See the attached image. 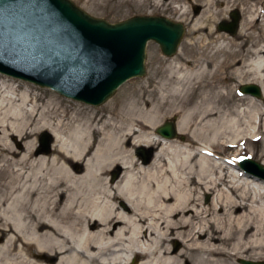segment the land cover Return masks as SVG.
I'll list each match as a JSON object with an SVG mask.
<instances>
[{"label":"bare ground","instance_id":"obj_1","mask_svg":"<svg viewBox=\"0 0 264 264\" xmlns=\"http://www.w3.org/2000/svg\"><path fill=\"white\" fill-rule=\"evenodd\" d=\"M261 20L242 25L238 44L211 31L209 55L104 115L44 108L0 81V264L264 262V181L231 172L224 155L264 142L263 108L253 96L242 108L229 85L249 80L264 101V24L249 32ZM173 113L187 144L153 131Z\"/></svg>","mask_w":264,"mask_h":264},{"label":"water","instance_id":"obj_2","mask_svg":"<svg viewBox=\"0 0 264 264\" xmlns=\"http://www.w3.org/2000/svg\"><path fill=\"white\" fill-rule=\"evenodd\" d=\"M230 16L232 22L219 24V30L234 34L239 15ZM185 32L182 23L162 16H136L112 24L93 18L71 0H0V74L100 106L127 81L146 75L149 42L170 58L178 53ZM240 91L263 98L255 84ZM157 133L177 138L174 120L158 127ZM41 139L48 149L49 136ZM238 168L264 181V164L241 157Z\"/></svg>","mask_w":264,"mask_h":264},{"label":"rangeland","instance_id":"obj_3","mask_svg":"<svg viewBox=\"0 0 264 264\" xmlns=\"http://www.w3.org/2000/svg\"><path fill=\"white\" fill-rule=\"evenodd\" d=\"M82 10L87 12L93 18L103 19L112 24L126 21L130 18L136 16H162L166 17L172 21L182 23L186 32L184 38L179 46L178 53L173 57H166L162 54L160 47L155 42H149L146 49L147 59H146V75L142 78H134L127 81L123 84L114 96L108 100L106 103L100 106L87 105L82 102L74 101L67 99L53 90L42 88L37 85L27 83L21 80L12 79L0 74V81L7 80V84L12 85L16 88L15 95L18 96L21 92L26 89L32 95V97H38L40 100L39 104L46 108H61L62 110L67 111V113L74 114L79 113L84 117H90L91 113L95 112L99 115H104L108 112L113 101L119 99L116 105H121L122 102L127 101L130 98V95L134 92H139L140 94L145 90H150L151 86L158 87L162 82L163 73L168 71L169 74L171 71L175 70L178 66H184L189 61L194 60V52H198L199 55H209L211 52V45L209 44L210 40H205L206 36L211 32H216L215 37L223 36L224 34L229 42L236 41L235 44L240 43L238 40H234L242 28V25L246 21H251L255 19L256 12L264 13V0H71ZM182 7V11L176 12L177 7ZM198 7V8H195ZM211 7L213 12H220V15L216 18L210 19L205 14V10ZM256 11V12H255ZM236 12L239 15L238 22V32L235 36L231 35L228 32L220 31L219 24L221 22L231 23V13ZM184 14V15H183ZM205 15V16H204ZM263 20H261L255 27H253L249 32L253 34L254 37L262 34L263 32ZM196 28H200L201 31L194 32ZM196 44V46H195ZM201 47V48H200ZM205 62V61H203ZM247 84L251 83L249 80L244 82L234 81L229 83L231 89L234 92V95L237 97V104L242 108L246 107L251 98L246 99L245 97H252L251 95L242 94L240 88ZM4 90V89H3ZM7 90L3 91V94ZM157 99V95L155 96ZM256 99L258 102L256 104L258 107L263 108L264 113V101L262 99ZM154 102L155 99L153 98ZM51 102H54L51 104ZM154 102H151L147 107L148 110H152ZM264 120V115H263ZM180 116L173 113L162 117L159 121L157 127L153 130L154 133H157V128L162 126L165 122L174 120L176 130L178 131V124L180 122ZM47 131H41L38 135ZM184 139L176 138V140L184 142L187 144L189 137L187 134L179 133ZM49 136V133H48ZM50 136V147H52L53 142ZM175 140V139H169ZM40 144V139L38 145ZM159 146H154L152 150L151 158L153 154L157 151ZM140 147H134L133 145L129 146V151L136 155V149ZM146 150L149 151L150 148L146 147ZM225 159L228 160L227 166L230 171H235L239 175H244L238 168V159L240 157H250L253 160L264 164V142L263 141H254L241 146H238L234 150H227L224 153ZM136 158H138L136 156ZM243 178H245L243 176ZM123 202L121 199L115 201V205H120ZM249 261H255L253 258H247ZM257 261V260H256ZM259 261H264V257L260 258Z\"/></svg>","mask_w":264,"mask_h":264}]
</instances>
